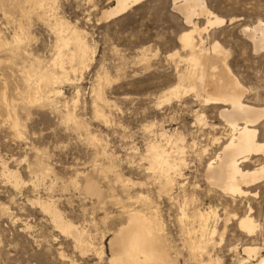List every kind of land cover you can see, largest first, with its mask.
I'll return each instance as SVG.
<instances>
[{"label": "rangeland", "instance_id": "1", "mask_svg": "<svg viewBox=\"0 0 264 264\" xmlns=\"http://www.w3.org/2000/svg\"><path fill=\"white\" fill-rule=\"evenodd\" d=\"M20 1L0 0V32L10 43L0 48V93L5 91L8 99L13 100L20 123L13 128L0 104V157L25 182L15 188L2 175L0 164V264H111L112 233L127 221L122 206L126 210L140 209L143 203L135 200L140 193L150 194L162 216L171 242L170 257L178 264H194L180 244L176 208L165 198L159 199L157 185L147 178L151 173L146 171L148 164L143 160L146 145L156 139L161 129L167 135L176 134L184 139V151L179 155L185 162L184 176L177 179L184 187L182 192L196 195L202 208L210 205L218 215L219 235L210 252L213 259L210 264H238L239 258H245L242 250L247 246L260 248L264 256V178L247 188L250 194L246 196L225 197L211 186L207 196L209 188L202 172L212 153L220 147L216 142L213 144L211 137H220L222 131L218 129L210 134L209 126L211 123L222 127L221 122L212 119L216 116L210 106L194 101L191 94L158 105L163 93L178 84L177 72L187 67L180 60L189 54L178 40L188 27L174 8V0H144L110 20L104 18L103 12L115 6L114 0H42L45 17L52 20L54 16L77 29L94 54L87 69H78L76 76L69 74L72 82L57 85L62 93L53 96L46 105L24 102L22 95L28 91V84L22 74L25 69L31 71L30 65H37L33 57L50 66L55 37L49 22L40 19L39 9H32L28 17L10 10V4ZM203 1L224 20L223 25L202 34L203 47L209 49L217 41L227 53L225 61L231 74L246 91L245 101L263 106L264 50L253 51L243 28L264 23V0ZM24 5L30 8V4ZM4 9L10 12L5 14ZM19 21L28 37L20 51L12 38ZM195 22L203 27L206 20L200 18ZM175 52L178 55L169 57ZM143 54L146 63L141 61ZM98 75H107L110 82L99 81ZM95 88L104 99L97 102L104 120L94 114ZM66 110H72L85 127L63 118ZM200 114L206 126L197 123L196 116ZM146 125L154 130H146ZM259 130L264 143V122ZM91 135L98 141H91ZM156 140L161 141L159 137ZM194 141L196 147L192 148ZM161 144L174 156L170 145L165 141ZM200 148L207 149L206 153L202 155ZM112 159L115 168L100 172ZM36 161L45 168L38 167ZM253 161L251 167L261 162ZM116 172L125 181V189L115 182ZM85 175L95 177L103 193L100 199L85 194ZM127 180L148 185L135 187L127 184ZM181 189L174 190L178 199L183 196ZM129 195L134 199H127ZM52 209L61 214V225L53 218ZM246 214L259 226L252 237L238 227L237 219ZM66 223L71 224L70 234L61 231Z\"/></svg>", "mask_w": 264, "mask_h": 264}, {"label": "bare ground", "instance_id": "2", "mask_svg": "<svg viewBox=\"0 0 264 264\" xmlns=\"http://www.w3.org/2000/svg\"><path fill=\"white\" fill-rule=\"evenodd\" d=\"M142 1L144 0H114L115 6L103 12V16L106 20L116 18ZM26 3L30 4L29 9L24 5ZM173 6L183 16L185 26L188 27L187 30L179 35L178 40L182 49L188 51L189 54H187L184 60L180 58V62L184 61L187 67L183 71L177 72L178 84L163 93L158 105L169 104L172 103L173 99L176 100L175 98L181 99L182 96L185 97L191 94L194 101L206 107L210 106V109L215 111L216 116L212 119L219 120L222 125L220 127L219 125L210 123V134L218 129L222 131L220 137H211L213 144L216 142L220 147L211 156L209 155L210 159L203 168L202 177L209 188L205 192L207 196H210L211 186L220 191L223 196L225 195V197L229 198L249 195L250 192L247 188L264 178V143L260 140L261 135L259 132V125L261 122H264V105L256 106L245 101L244 95L246 91L231 74L225 61L227 53L217 41H214L209 49L203 47L202 34H207L215 26L223 25L224 20L212 13L206 7L203 0H174ZM9 7L10 10L18 11L21 17H28L32 9L34 11L39 9L40 19L48 21V26L53 31L55 37L54 54L53 57L51 56L52 60H49L51 62L50 66L49 63H47L49 67L47 64H44L46 61L42 63L41 59L40 61L37 57H33L36 58L33 62L35 61L36 63L34 64L37 65H34L35 67L30 65L31 71L25 69L22 74L25 82L28 84V91L25 95H22L24 102L28 105H46L53 96L57 97L62 93L57 88V85L60 82H70V77L72 74L74 75V73L78 72V69L79 71L80 68L82 71L87 69L94 54L83 34L77 29L70 27V25L68 27L67 23L54 16H52V20H48L45 17L46 15L42 11L44 10L45 3L42 0H22V2L18 3L13 2ZM3 11L5 14L8 12L5 9ZM200 18H205L206 20L203 27H198L195 22V20ZM24 30L26 28L24 29V26L19 21L17 29L14 30L12 36L18 51H20L19 48L23 42L28 39L27 33L25 34L26 31L24 32ZM243 32L251 41L254 52L264 50V23L258 22L253 27H245L243 28ZM8 46H10V43L2 38L0 32V48ZM174 55L176 56L178 53L175 52L169 55V57ZM141 61H147L144 54ZM76 65L78 68L75 67ZM69 74H71L70 77ZM98 80L105 83L110 82L107 75H98ZM185 83L189 85L185 86ZM94 95L96 98L94 102V114L96 117L103 119L104 114L98 108V103L102 100L104 102L102 92L95 88ZM0 104L5 108L11 126L16 129L20 125L16 115V106L13 100L10 101L8 99L5 91L0 93ZM66 111L67 113L63 118L73 121L78 127H85L82 126L72 110ZM196 117L198 124L207 125L202 114ZM144 128L146 130L147 128L153 129L147 125ZM148 132L151 131L149 130ZM167 133L161 129L156 139L159 137L161 141H165V144L170 145L174 156L171 155V152H167V148H164L161 141L158 142L156 139L149 141L146 145L147 154L144 158L142 157L148 164L146 171L151 173V179L150 177L147 178L157 185L159 199L165 198L171 206L176 208L178 213L176 221L178 233L180 234L179 240L182 247L187 251L189 260L194 264H210L213 261L210 252L216 245V235H219L218 227L216 226L219 218L216 211L210 205L205 209L202 208L203 206L199 203L200 200L196 195L191 194L190 196L182 192L184 191L182 190L184 187L180 186L177 179H181L184 176L182 175V167L185 165V162L180 157V154L184 151V139L181 136L177 137L176 134V136H170ZM90 139L93 142L98 141L94 135H91ZM192 143V148H195V141ZM200 149L202 155L207 151V149ZM197 151H195L196 154ZM102 152L107 156L106 152ZM255 159V162L260 160L261 162L256 163L258 164L257 166L252 165L253 167H251V163ZM109 161L110 164L108 166L104 168L99 167L101 168L100 172L112 171L115 168L113 166V159ZM0 164L3 169L2 175L15 188H19L25 184L19 172L10 170L1 157ZM36 165L41 168L43 167V164L38 161H36ZM93 169L96 170L98 168ZM94 178L89 175L83 177V190L85 194L100 199L103 193ZM115 179V182L121 183L124 189L127 187L126 183L125 185L123 184L125 181H123L121 175L117 174V172ZM128 183H131L132 186L139 185V187L148 185L145 183H134L130 180H127ZM175 187H178V189L182 188L179 190L182 192V199H178L177 195H174ZM196 188L198 186H195ZM149 195L140 193L135 198L137 202L141 201L143 203L140 209L132 208L126 210V207L122 206L127 214V221L112 233V239L109 242V250L113 254L110 259L111 264H178L174 261L175 259L173 260L170 257L171 242L169 243L170 240L165 233L164 221L155 202H153ZM127 199L132 200L134 198L129 195ZM52 216L61 225V221H63L61 214L53 210ZM237 221L240 231L248 237L254 236L256 231H258L259 226L250 214L238 218ZM66 224L65 227H62L61 231L63 234H70V230L72 229L71 224ZM225 228L226 224L220 233L221 240L225 233ZM79 238L82 241L83 237L81 235H79ZM260 250L256 246L243 248L242 252L245 258H239L238 264H264V256L261 255Z\"/></svg>", "mask_w": 264, "mask_h": 264}]
</instances>
